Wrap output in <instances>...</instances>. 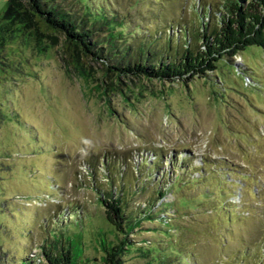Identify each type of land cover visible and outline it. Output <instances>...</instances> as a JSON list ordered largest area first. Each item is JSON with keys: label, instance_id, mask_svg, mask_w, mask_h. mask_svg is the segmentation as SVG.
I'll return each mask as SVG.
<instances>
[{"label": "rangeland", "instance_id": "374dc122", "mask_svg": "<svg viewBox=\"0 0 264 264\" xmlns=\"http://www.w3.org/2000/svg\"><path fill=\"white\" fill-rule=\"evenodd\" d=\"M230 1L81 0L119 23L108 57L126 42L148 65L181 58L192 33L200 47L208 7ZM62 52L31 23L0 33V264L64 246L102 264L122 240L123 264H264V50L174 79L107 78L101 60L81 71ZM122 190L126 232L102 204Z\"/></svg>", "mask_w": 264, "mask_h": 264}, {"label": "trees", "instance_id": "16d2710c", "mask_svg": "<svg viewBox=\"0 0 264 264\" xmlns=\"http://www.w3.org/2000/svg\"><path fill=\"white\" fill-rule=\"evenodd\" d=\"M5 10L0 18V33L13 25L31 23L53 43L61 39L62 53L75 68L88 71L89 61L101 60L103 74L107 78L124 71L154 79H174L187 74L204 75L207 71L216 70L221 58L232 59L248 46L264 50V0H231L222 13H215L212 6L208 7L207 15L214 20V26H201L200 47L191 45L190 41L198 38L197 34L193 36L192 33L191 40L184 45L181 58L156 62L155 54L152 55L149 49L148 57L154 56L149 65L128 60L130 47L126 42L124 56L108 57V49H105L104 44L114 47L115 43H120L116 41L122 35L115 33L119 23L115 16L109 18L91 14L81 0H9ZM201 14L198 13L199 18ZM107 62L111 65L107 66ZM165 194L162 190L159 192L163 198ZM122 196L123 190L118 197L111 193L104 197L102 204L108 222L118 231L126 232V206L122 205ZM126 245L127 241L122 240L112 248H105L102 264H123L120 258ZM42 254L46 264H76L71 250L65 246L58 252L45 247Z\"/></svg>", "mask_w": 264, "mask_h": 264}]
</instances>
